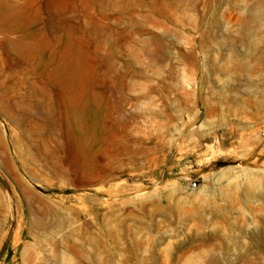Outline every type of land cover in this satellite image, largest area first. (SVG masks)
Returning a JSON list of instances; mask_svg holds the SVG:
<instances>
[{
    "label": "rangeland",
    "instance_id": "374dc122",
    "mask_svg": "<svg viewBox=\"0 0 264 264\" xmlns=\"http://www.w3.org/2000/svg\"><path fill=\"white\" fill-rule=\"evenodd\" d=\"M0 264H264V0H0Z\"/></svg>",
    "mask_w": 264,
    "mask_h": 264
},
{
    "label": "bare ground",
    "instance_id": "6f19581e",
    "mask_svg": "<svg viewBox=\"0 0 264 264\" xmlns=\"http://www.w3.org/2000/svg\"><path fill=\"white\" fill-rule=\"evenodd\" d=\"M72 66V64H71ZM70 66V67H71ZM69 68V66H68ZM69 76H70V72L68 69L65 70V75H64V82H65V86H64V89L67 93L70 92V89H71V85H70V82H69ZM74 79V78H73ZM70 100V99H69Z\"/></svg>",
    "mask_w": 264,
    "mask_h": 264
},
{
    "label": "built area",
    "instance_id": "2783aa9c",
    "mask_svg": "<svg viewBox=\"0 0 264 264\" xmlns=\"http://www.w3.org/2000/svg\"><path fill=\"white\" fill-rule=\"evenodd\" d=\"M192 186H193V187H196V186H197V184H196V183H194V184H192Z\"/></svg>",
    "mask_w": 264,
    "mask_h": 264
},
{
    "label": "water",
    "instance_id": "95a60500",
    "mask_svg": "<svg viewBox=\"0 0 264 264\" xmlns=\"http://www.w3.org/2000/svg\"><path fill=\"white\" fill-rule=\"evenodd\" d=\"M2 180V179H1ZM3 181V180H2ZM4 182V181H3Z\"/></svg>",
    "mask_w": 264,
    "mask_h": 264
}]
</instances>
